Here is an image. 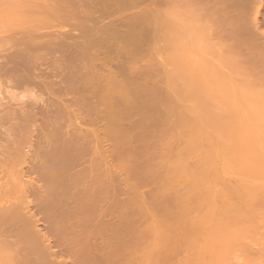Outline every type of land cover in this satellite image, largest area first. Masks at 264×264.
Listing matches in <instances>:
<instances>
[{
	"label": "rangeland",
	"instance_id": "obj_1",
	"mask_svg": "<svg viewBox=\"0 0 264 264\" xmlns=\"http://www.w3.org/2000/svg\"><path fill=\"white\" fill-rule=\"evenodd\" d=\"M27 1L28 0H25V2H27ZM35 1L40 3L41 5L47 6L49 8L48 13L52 14L51 11H52L54 5L51 4L52 7H50L51 6L50 3L55 2L56 0L48 1L49 5L46 4L47 0H35ZM116 1L118 3H120L119 0H116ZM204 1L205 0L201 1L202 6H205L204 4L208 3V1L207 2L205 1L206 3ZM9 2H12V3H9ZM14 2H15V0L14 1L13 0H11V1L10 0H0V11L1 10L4 11L7 8L10 9L11 8L10 6H12V4ZM80 2H81V4H80ZM102 2H103V4H102ZM117 2L109 1V0L108 1L106 0V2L104 0H98V1L97 0H89V1L88 0H78V1L77 0H71V1L70 0H63L64 4H61V6H60V4H56L55 10L53 9L52 12H53V15H56L58 13V11H60V13H61V11L66 9V5H68L67 8L68 7L72 8V6H74L72 8L73 9L72 11L76 12V10H77L78 13H82L83 18H85L87 21H91V18H92V20L97 19V23H95V24H97L98 27H95L96 25L94 26L92 24L93 27L100 29L99 25L101 27L102 26L107 27V26L111 25V26H109L110 28L108 27L107 31L106 30L103 31L106 33V35L107 34L112 35L114 32H117L119 34H120V32H123V31L125 32L126 31V30H124L125 29L124 27H126L125 25H127V27L129 25L125 24L124 22H126L125 19L126 18L129 19L130 16L135 18V22H136V18H139L141 20H142V18H144V20H145L144 15H142L144 9L142 8L143 9L142 12L140 11L142 6L136 7V10L134 9L135 11L133 10V8H132V11L127 10V8L125 9V6H124V9L119 7L121 10H119V8L116 7L117 8L116 11L114 10L115 12L111 13L113 11L110 12V8H112L113 6H117L118 5ZM235 2H236V0L234 1V3ZM263 2H264V0H263ZM195 3L196 2H194V4ZM173 4L175 6V9H177L181 12L186 13L188 11L187 14L188 13H190L192 15L196 14V15H194L196 17L194 20H193L192 16L189 18V21L193 20L194 22L192 21V24H187V21L184 18V20L186 21V24H184L185 22L182 19L181 20L182 23L180 22L181 24H179V22H178V24L176 23V25L178 26V29H177L176 25L173 24L174 20L170 23V21L172 19L167 20V18H166L165 20L163 19L164 21H161V19L163 17L161 19H159V17H157V14H159L162 10H160V12L157 13L156 15L150 17V19L152 20L156 16V18H158L160 20V21L156 20V22L154 21L155 24H152V27L154 29L150 28V24L152 23L151 20H149L150 21V23H148L149 26L146 24V22H148V20L145 22V24L141 23L142 24L141 26H140L141 20H139V25H136L137 28H139L138 29L139 35H135L134 37H132L130 43L131 42L132 43L137 42V45L139 44V47H141V48L138 49L136 51V53H135V50L137 48L133 49V52L132 51L129 52V50H131L132 48L131 49L129 48L128 51L126 49L123 50L124 52L126 51L127 53L123 52L124 53L123 54L120 52V55L118 54L117 57L114 56L112 58L111 62L107 61L108 63L110 62L111 65L108 64L107 62H106L107 64L105 63V66L108 69L106 67L105 68L102 67L101 64L99 63V61L104 59L103 57L105 54L103 53V50L105 49V46H103V45H102L103 47L97 46L94 49H89V47H87V45L88 46L91 45V42L93 40V37H90V36L95 35L94 32H96V31H93V28L91 29L88 27L89 25H91V22H90V24H89V22L86 23V26H87V24H89V25L87 26V29L84 31V30L80 29V27H78V24L76 26L75 22L73 23L72 20H69L70 18H68V20L66 19L67 21L66 20L60 21L59 23H57L58 25L56 24L54 26L55 28H53V26L50 25V23H47L45 20L44 21H38L37 22L38 26H40L38 31H39V35L41 34L40 35L41 40L39 43H37V47H32L30 45V40H29L30 37L28 36V35H30V33L27 34L28 29H27V31H24V30H26V28H27V24H26L27 22L25 21V19H27V17L30 15H31L30 16L31 18H35L36 14L34 12L29 11L30 13H28L26 11L25 12L26 15L19 13V14H17L18 16L17 15L16 16H14V15L10 16L9 15L8 17L7 16L3 17V15L0 16V17H3V18H0V113H4V112H6V113L10 112L11 113L12 110L23 112L25 109V112L27 110L26 113H29V111L31 112L30 115L32 113L35 114L36 112H34V111L36 110L38 112L37 113L38 117L43 116L44 114H46V115L51 114L50 116L47 115L46 117L45 116L42 117L43 119L37 117V120H36V118L34 119V117H32V116H34V114H32V116L30 117V118H33L35 120V122H36L35 125L40 124L41 127L44 125L42 128L43 129V136L40 140L42 142V146L40 149H41V151L42 150L45 151V152H43V154H45V153L46 154L43 155L44 156V158L42 157L43 160L40 159L41 160L40 164H42L43 162H44V164H42L43 169L41 167L42 171L39 170V172H42L41 175L43 174V170H44V173H45V174H43L44 178L42 177L43 175L42 176L40 175L39 178L41 180L38 179V177H37L38 172L36 171V173H33V172L29 171L30 169L29 170L27 169L28 172L26 170V174H25L27 176V178L30 177V178H34L36 180L38 179L39 181H38V183H36L37 186L39 185L40 190H41V188L47 189V191L44 193H46V196L48 195V197L45 196L47 198L45 200L46 201L45 202L43 200V197L41 196V198L39 200H43L44 202L43 201L38 202L37 197L33 196L30 193L29 194V200L33 204H31V206H29V208H22L23 212L28 211L29 213L33 214L34 219L39 220V223L36 226H37V229L39 230V232L41 234H43L44 236L50 237L51 239L53 238L52 236H57V240L59 238L58 241H60V243L57 241H56L57 243H55V240L53 239V241L51 240L49 243L50 246L49 245L43 246L45 249H48V247H50L49 251H48V258L49 259L56 258L57 260L62 259V261L64 259L63 262H65V259H66L65 264H70V263L74 264L73 263L74 261H80V260L83 261V263H90V261H91L90 258H93L94 254H92L93 255L92 256V255H88V253H91V252L93 253V251L95 250V254H97V252H96L97 249H102V252H100V254H102V255L105 254V258H107L106 260H108V257H106V255L109 256L108 254H111V257H112L111 262L114 261V263L116 262L117 264H129V261L131 259L129 260V257L127 256V254H129V252L131 250L134 251L136 248L139 249L140 247L147 245L148 239H149V241L152 240L153 245L152 244H150V245L154 246V244H155L153 239L150 240L149 237H148L147 242H146L145 240H146L147 236H144L145 234L144 235L138 234V232L136 233V235H138V236L143 235V237L145 238L144 240L141 239L142 240L141 241L139 239H136L137 240V242H136L133 239L132 240L130 239L132 234L135 233L134 229L136 227H137V229H139L138 227H140L139 225H137V222H139L138 224H140V222L142 224L143 221H146L145 223L143 222L144 224L147 223L146 226L147 225L150 227L154 226L153 228H155L157 226L156 228H160L161 226H164V225L166 226L168 223H173L174 222L173 219L174 220L176 219L173 217L179 216V214H181L180 211L179 212L178 211L177 212H171L172 210L169 212L167 211L168 207L166 208L165 205L168 204L170 201L168 203H166L167 202L166 196H163L160 193H159L160 196L158 195V197H160V198H158L155 195H152L151 190H153L154 185L152 186L151 184H152L153 180H154V182L157 181V178L154 177V175L155 176H157V175L154 173V175L152 176L151 174H148V173H150L149 172L150 170L147 171L148 173L146 172V170L150 169L151 166L155 167V164H158L157 162L160 161V160L157 161L156 154H155V156H153L152 153H154V152L155 153L156 152H158V153L159 152L160 153L167 152L166 154L176 155L178 151L179 152L182 151L185 153L188 150H192L190 148L191 145L190 146L189 145L184 146L180 143H175L174 142L175 141L174 140L175 135H176V137H177V135H178V137L179 136L181 137V135H182V138L184 136H186V133L190 130V127L188 126V124H191V121H192L191 118L194 119L195 115H197V117L199 116L197 114L198 113L197 111L200 110L199 108L203 105V103H202L203 101L201 100L199 102L202 105L201 104L199 105L197 103L198 98L196 95V91L201 90L202 92L206 93V92L212 91L213 90L212 88L219 86L218 82L216 80H211V81L205 80L206 82L203 81V83L199 84V82H198L199 74L196 75V73L198 72L197 69L199 70V68H198L199 65L202 64L203 61L208 60L209 63H207L208 64L207 66L209 69V67L212 66V68H213V66L216 65V63H217L216 60L218 62L220 60H219L218 56L215 55V53H214L215 51L218 50L217 44H219V42H218L219 40L217 38L216 39L212 38L211 39L212 41L207 40L206 37H204V33H203L204 31H202V27L200 29V24H203L202 21H204L202 16H198L199 13H203L202 11L200 12L201 8L200 9L196 8L193 10H191V8H187L188 5H189V7H193L192 0H188V2H187V0H175L171 5L168 6L169 9L171 6H172V8H174ZM186 4H188V5L186 6ZM201 4H198L197 7L199 8L201 6ZM211 4L212 3H210L208 5V6H211L210 9L207 6L208 12H211V11L215 12L214 11L215 9H216V12H218V11L224 10L225 8H226L225 11H227V12H229L233 8L231 10L232 14L237 11V9H236L237 7L234 5H230L227 7L225 6L224 8H221V7H218L216 5H211ZM96 5H99V6H96ZM195 5H197V4H195ZM3 6L5 8H3ZM57 6H59V8ZM176 6L177 7L179 6V8H176ZM263 7H262V9H260L259 11L256 12L258 15L259 14L262 15V13L264 14ZM61 8H63V9H61ZM193 8H195V7H193ZM129 9H131V8H129ZM201 10H203V7ZM68 11H70V9H68ZM163 11H164L163 14L166 17V15L168 13H165L164 9H163ZM255 11L252 12L253 15H254ZM1 13H2V11H1ZM33 13H34V15H32ZM131 13H132V15H130ZM133 14L136 17L133 16ZM136 14L137 15L139 14L138 17ZM161 14H162V12H161ZM182 14L183 13H181L180 15H182ZM190 14L187 15V17H186L187 19L190 16ZM128 15H130V16L128 17ZM260 15L258 16V18L260 17L259 20L262 21ZM179 16H178V18H179ZM250 16L252 17L251 12H250ZM262 16H264V15H262ZM89 17H91V18H89ZM112 17H113V19H112ZM132 17L130 18V21L133 20ZM200 17H201V19H200ZM231 17L232 16H230L229 19H228V17H227V19L225 18L226 21L225 20L222 22L217 21V23L215 22L214 25L212 24L210 26L213 29H215V32H216V30L219 31L221 29V27H225L222 29L223 30L225 29V31L228 32L229 29H227V27H228L229 22L231 24L234 21H236L234 23L237 24L236 18L233 17L234 19H232ZM22 18H24V19L22 20ZM116 18H118V19H116ZM168 18H170L169 15H168ZM178 18H177V14H176V19H178ZM14 19H17V20H14ZM179 19H181V18H179ZM12 20H14V21H12ZM98 20H99V22H98ZM166 20H167V22H165ZM116 21L120 22V23L122 22L121 24L115 23L116 25L120 24V25H118L119 29L117 26L115 27L113 24ZM178 21H180V20H178ZM189 21H188V23H190ZM18 22H20V24ZM127 22H128V20H127ZM161 22H165V23L160 25V27H158V26L155 27L158 23L161 24ZM174 22H176V21H174ZM223 22L227 26L226 25L223 26L222 25ZM8 23H10L11 26H9ZM66 23H67V25H66ZM44 24H46V25L44 26ZM170 24H173V26ZM232 25L234 28V24H232ZM232 25H231V27H232ZM5 26L6 27L7 26L12 27V28L8 29V27H7V29H5L6 28ZM51 26H52V30H54V34L58 33L60 35V33H61V36H62L63 34L69 35V33H70V36H67L68 38H66V39H63V37H61V39H63L65 41L64 42L65 44L62 43L63 46L60 45L61 46L60 47L57 44H51L50 43L53 38L59 37L58 34H55L54 37H53V35L50 36L51 34H53V31L50 28ZM112 26L114 27V29ZM201 26H203V25H201ZM67 27H69L71 30ZM192 27H194V28H192ZM211 27H209V28L213 31V29ZM13 28H14V30H13ZM58 28H60V29L58 30ZM122 28H124V29H122ZM147 28L151 29V31L149 29H148V31L145 30ZM203 28L205 29V26ZM228 28H230V27H228ZM19 29L20 30L23 29V31H20ZM134 29H136V28H134ZM261 29H264V24L261 25ZM10 30L13 33H11ZM90 30H92L93 32H91ZM231 30H232V28H231ZM43 31H44V33H43ZM49 31L51 33H48ZM64 31H65V33H63ZM86 31H88L89 33L85 34ZM205 31H207V30H205ZM36 32H37V28L35 29V31H32L33 34H35ZM90 32L92 34H90ZM124 32L122 33V35L126 34V32L125 33ZM136 32H138L137 29H136ZM229 32H231V31H229ZM32 33H31V35H33ZM78 33H79V35H78ZM83 33H84V35H83ZM97 33H99V31ZM36 34H38V33H36ZM18 35L20 36V38L18 37L19 39L17 38ZM25 35L29 37L28 41L25 40V39H27V37H25ZM77 35L78 36L82 35V37L83 36L84 37L78 38ZM86 35H88V36L90 35L89 37L91 38V41H90V38L87 37ZM153 36L155 38L152 39L151 37H153ZM156 37H158V38L156 39ZM147 38H151V40L149 39V42L152 41L151 45H153V46L149 47L148 44L150 45V43H148V41H147V44H140L142 41L143 42H144V40L146 41ZM82 39H84V40L82 41ZM154 39H156V42ZM22 40H25L26 42L24 43V41H23V43H21ZM75 40H76V42H75ZM79 41H82L84 44L82 42H79ZM84 41H86V42H84ZM87 41H90V42H87ZM153 41L155 42L154 44H153ZM138 42H140V43H138ZM25 44H27V45H25ZM42 44H46V45L44 46ZM66 44H68V45H66ZM47 45H50L53 47L49 48L50 46H47ZM85 45H86V47H85ZM110 45H112V46H109L110 49L116 48V46H115L116 43L115 44L113 43ZM140 45H142L143 47ZM27 46H29V47H27ZM66 46H68V47H66ZM75 46L77 47V49ZM82 46H84L85 49H82L81 48ZM99 47H101V48H99ZM178 47H179V49H178L179 51L177 50ZM52 48L53 49L55 48V50H52ZM146 48L148 50H146ZM87 49H89V51H87ZM97 49H98V51H97ZM99 49H101L100 50L101 52H99ZM151 49H153V50L155 49V50L154 51L152 50V52H150L149 50H151ZM229 49H230V45H226L223 47V49H221L222 51H220V50L219 51L223 52V51H228ZM93 50H95L97 53H99L98 57L101 58L100 60H99V58H98V60L95 58L97 60L96 61L94 58L90 59L89 57H87L90 54L89 52H91ZM26 51H27V54L24 55L26 53ZM82 51L85 54H83ZM80 53H82V54H80ZM100 53H102L103 55ZM27 55H29V56L26 57ZM143 55H145V56H143ZM125 56L127 58L129 56V58L126 59ZM151 56H154V57H151ZM114 58H116V59H114ZM175 58L178 60H176ZM43 59H44V61H43ZM51 59L53 61L58 60V62H59L58 66L62 69L61 70L58 67L60 71L58 73H56L57 75L54 73V72H56V70L54 71V69H53L54 68V62L51 61ZM164 59H166V63L164 62ZM158 60L162 61L161 64L166 65V66L164 65V67L162 66V68H164V69H162V68L159 69L161 67L160 62L158 64L160 66L158 68L159 70L155 69V68H157L156 67L157 65L155 66V68H153L154 65H152V63L154 64V62H155V64H157ZM94 61L96 63V67H95ZM186 62H188V63H186ZM227 63L229 64L230 62H227ZM227 63H224V64H227ZM241 63L242 62H240V64H238L237 66H239V67H241L242 65L244 66V64H241ZM93 64H94V67H93ZM129 64H130V66H129ZM146 64H148V65H146ZM231 64H232V62H231ZM231 64L227 65L226 67H228V68H224L223 70H228V69L233 68ZM237 66L235 65L234 68H237ZM9 67H11V68H9ZM93 68H97V71H95V69H93ZM98 68H99V70H98ZM34 69H35V71L38 72V74L34 71ZM172 69H173V71H172ZM105 70L108 72L110 71L109 73L114 75V77L116 78L114 83L112 81H110V83H108L109 80H107L106 78L103 80L99 79V80L93 81L92 75H94L93 74L94 72H96V74H98V75H101L102 73L105 72ZM150 70H152V71L150 72ZM90 71H92V73ZM61 72L63 73V75L61 74ZM132 72H134V74ZM165 72H167L171 76H173L172 79L170 78L171 80H165L164 78H161L162 77L161 75L164 76ZM25 73H27L28 76H34L35 75L36 77H39V79L42 78L44 83H46L47 81H50V79H51V82L56 79L55 81H57V83L55 81H53L55 84L51 85V86H55V88L51 87L52 90H51V88H49L51 90V92H47V91H44L43 89L41 90V88L39 87V86H42L41 83H37V85H38L37 86L38 89H37V87H34V85H31V84L25 85L26 86V88H25V86L22 85L21 83H19L17 85L16 84L12 85V83L9 81V80H11L10 79L11 76H12V78L13 77H20V76L23 77ZM69 73H71V74H69ZM218 74H219V72H218ZM69 75L74 76V77L72 79L68 80L69 78H67V76H69ZM219 75L221 76V74H219ZM219 75H218V77H219ZM251 75L252 74H246L245 76H242L240 79H238L232 83L227 84L222 89V91H220L219 93L214 95L213 98L209 97L210 100H212V101L214 100L213 102L217 103L219 101H224V100L228 99V97L230 96L229 93H231V91H233V90L238 89L239 86L244 81L245 82H246V80L249 81V79L253 76V75L252 76ZM165 76H166V73H165ZM182 76H184V77H182ZM7 77H8V79H7ZM176 78H178V79H176ZM179 78H184V81L178 83ZM191 78L193 79V81H191ZM173 79L176 82L178 80L177 85ZM186 79H187V82H186ZM149 80L150 81L152 80V81L150 82ZM171 81H174V82H171ZM194 81L198 82L197 84H199L198 90L196 89L197 86L191 87ZM14 82L16 83L17 81L15 80ZM51 82H47L46 84H48L50 87ZM91 82H93V83H91ZM56 84H58L59 88L56 86ZM106 84H109V85H106ZM111 84H112V86H111ZM117 84H118V87H121V88L117 87L118 89H115V88L113 89L112 87L117 86ZM180 84H181V86H180ZM187 84H188V86H187ZM197 84H195V85H197ZM87 85H88V87H86ZM172 85L177 88L176 90H178V86L182 87V89H183V87L184 88L187 87L185 90L190 91V95L188 94L189 97H188V95H183V96H187L188 98L186 97V99L188 101L187 100H184V101L181 100L180 101L181 98H178V96H176L177 98L174 96H171V95H173V93H172V94H170L171 98L169 96L168 99L166 100V102L163 100H162L163 102L162 101L159 102V100H158L152 106L145 104L151 100L152 97L150 98V96H152L153 92L154 93L157 92L156 93V94H158L157 96H161V95H159V93L161 94L164 91L170 90V87H171V89L174 88V90H175V87H173ZM109 86H111V87H109ZM33 87L36 88L37 90L33 89ZM180 87H179V89H180ZM189 87H191L193 89L190 88L191 90L190 89L188 90ZM54 89H55V91H54ZM119 89H120V92H122V95H121V93H114V92H117V90H119ZM39 90H41L42 92ZM185 90L183 91L184 94H186ZM176 92L179 93V91H176ZM148 93H151L150 96H148ZM187 93H189V92H187ZM251 94H252L251 92H246V93H243L242 95H240V97L241 96H242V98L247 97ZM7 95L10 98L17 96L15 99L16 101H13L14 98L12 99L13 104H12V102L9 103V105L12 104V106H11L12 110L10 109V111H8L9 108H7V106H9V105L7 104L8 102H6V100H8V99L10 101V98L7 97ZM50 95H51V97H50ZM181 95H180V97H181ZM53 96H55V99ZM40 97H41V99H40L41 101L38 99ZM155 98H156V96H155ZM249 98H252V96ZM83 99L85 101L86 100L87 101L84 103V101H82ZM210 100H208V101H210ZM46 101L49 102L48 105L50 104V106L52 108H50V106L48 108H47V106L45 107L46 104L43 105L42 102H46ZM185 101H186V103H185ZM250 101L249 100L245 101V103L243 104L244 107H242L243 109L241 110L242 112L245 113L249 110H252V108H254L253 102L252 101L250 102ZM143 103L146 106H148V107L150 106V107L149 108L147 107L148 109H143V111H140V107L142 105L143 106L141 108L144 107ZM187 104H188V108L186 107L187 108L186 111H188V112L183 110L184 107L187 106ZM197 104L200 107L197 106ZM204 104H206V103H204ZM64 105H65V107H64ZM123 105H124V107H123ZM58 106H59V108H58ZM110 106H111V108H110ZM146 106H145V108H146ZM172 107H173L172 110L168 109V108H172ZM203 107H207V106L203 105ZM5 108L8 110L4 111ZM44 108L45 109L47 108V109L45 110ZM49 108H50V110L52 109L51 113L50 112L48 113V111H50ZM65 108L66 109L68 108V109L66 110ZM109 108H110V110L112 109V111L114 109V111H116L118 114L116 113L117 115L115 114L111 118L107 117V113H108ZM178 108L179 109L183 108V109L178 110ZM21 109H23V111ZM41 109L45 110L47 112L44 111L45 112L44 114L43 113L39 114ZM166 109H168L169 111L170 110L173 111L174 109H176L175 112L173 111L174 115L171 114L173 116H170L171 119L169 118L170 120H168V122L173 123V124L169 123L171 126L173 125L172 128L165 126V124L162 123V121H161L163 119H161L160 121L154 120L159 114L163 115L162 113H164V112L167 113ZM201 109L203 110V108H201ZM55 110H56V114L53 113V112H55ZM144 110L146 111L145 112L146 114H144ZM241 111L239 112L240 115H241ZM201 112L203 113V111H200V113ZM17 114H20V113L17 112ZM37 114H35V117ZM211 114L212 113H210V116H209V113L207 114L205 112L204 118L201 116L200 119H204V121H205L209 117L208 121H210ZM212 115H216V114L213 113ZM215 117H218V114ZM29 119L27 120V123L29 122L32 125L31 126H30V124H26V125L24 124V125L26 128H27V126H30V127H28L29 129L32 127L30 129V130H32L34 127V125H33L34 120H32V119L29 120ZM56 119H57V121H54ZM145 119H147V120H145ZM168 122H166V124H168ZM210 122H212V121H210ZM148 123H150V124H148ZM201 123H202V121H201ZM206 123H208V122H205L204 124H206ZM213 123H215V122L213 121ZM163 124L165 127H162V128L167 127L169 129H173V131H174V133L173 132L171 133V131H170V134L174 135V136H171L173 140L171 139L169 141V144H164V145L161 144V142L163 141L162 138H161L162 141L161 142L159 141L160 143L157 142V140H160V137H159V139H157L158 138L157 133H159V136L161 135L160 134V131H161L160 128H161V125L163 126ZM207 125H210V124L208 123L205 126L206 129L209 127L208 129H210V131L212 130L211 128H214V126H215L213 124H211L210 126H207ZM2 127H5V126H2ZM35 127H37V125ZM191 127H192V125H191ZM21 128L19 130L24 129V128H22V129ZM47 128H49V130ZM167 128H166V130H168ZM29 129H27V131ZM90 129H91V131H90ZM208 129H207V131H208ZM216 130H217V128H216ZM44 131H46V133L48 132L47 135H45L46 133ZM217 131H220V130H217ZM217 131H216V134H217ZM95 132H96V134L98 133V136H99L98 140H101V141H99L100 142L99 144L102 143V147H101V145H98V141L96 143L95 138H97L96 137L97 135L95 134ZM105 132H106V134H105ZM91 133H94V134H91ZM161 133L163 135L162 131H161ZM189 133H191V131H189ZM90 134H91V136H89ZM123 134H124V136H123ZM216 134L213 133L212 137H213V135L215 137ZM169 135H168V137H170ZM119 136H120V138H124V137L126 138V139L124 138L126 140V142H124V143L119 142L121 144L123 143L122 145L121 144L118 145L119 143L117 140L119 139ZM164 136L166 137L167 135L166 134L163 135V138L165 139ZM217 136H218V134H217ZM217 136H216V139L214 137L212 139L213 141H217V143L219 142L221 144L222 141H227V140L229 141V139L232 141L231 137L229 139L222 140L223 138L219 137V139H218ZM178 139H181V138H178ZM113 140H114L115 144L113 143ZM220 140H222V141H220ZM171 141H173V142L171 143ZM200 141L195 143L197 146L195 144H192L193 147L195 145V147L193 149H195L196 147L198 148L199 146H202L199 144ZM231 141H230V143H231ZM204 142H206V144H207L206 140L203 141V144H204ZM71 143H73V144H71ZM201 143H202V141H201ZM219 143H218V146H220ZM223 143H225V142H223ZM232 143H234V142L232 141ZM206 144H204V146ZM98 146H100L101 148H99ZM122 146H123V148H122ZM221 146H222V144H221ZM33 147H34V145H32V147L30 148L31 152H32V149L35 148V147L34 148ZM98 148H99V151L101 150L104 154L101 153V151L99 152L97 150ZM201 148H203V147H201ZM37 149L38 148L36 147V149H34V150H37ZM50 149H52L53 151ZM198 149H200V148H198ZM117 150H120L122 153H124L123 154L124 156L126 154L128 156L130 155L131 157L129 156V159H128V157L125 156V157H127L126 159H128V161L125 159H124L125 160L124 161L121 157L118 158L119 156H123V155L117 154V156H118L117 158L120 159V160H117L115 157V152ZM142 150L147 151V153H148V151L152 152V153L150 152L152 154V156L149 157L151 160L148 158V156L150 154L145 156L149 160H147L145 158L142 159L143 156L145 154H147L146 152L144 153V151L142 153L143 154L142 156H141V154L138 155L139 153L142 152ZM199 151H201V150H199ZM31 152L28 151L29 158H30ZM117 152L119 153V151H117ZM32 153H34V151ZM233 153L235 154L237 152L233 151ZM96 154L98 157L96 156ZM198 154L200 155L202 153H198ZM102 155H103V157L105 156L104 161L102 159ZM203 155L204 154H202V156ZM139 156H141V157H139ZM202 156L200 155V157H202ZM125 157H123V158H125ZM153 157H155L156 160H155V158L153 159ZM197 157L200 158L199 156H197ZM198 158H196V159H198ZM121 159H122L123 163L126 161H127V163H129V165L127 163L124 164V165L127 164L126 165L127 168L125 167L126 169L124 171L119 170V169H121V167H124L123 164H121V162H122ZM30 160H31V158H30ZM40 160H39V162H40ZM119 161H121V162H119ZM169 161H168V163H169ZM163 162L164 161H162L161 163H163ZM30 163H31V165L33 164L32 161L29 162V164ZM240 163H242V162L241 161L239 162V167H241L244 164V162L242 163V165ZM119 164H121V165H119ZM171 164H172V161L170 162V166H171ZM163 165H164V163H163ZM163 165H161V166H163ZM165 166H166V164H165ZM244 166H245V164H244ZM244 166H242V167H244ZM128 167H130V168H128ZM158 167H156V168H158ZM116 169L119 170L118 174L115 171ZM122 169H124V168H122ZM232 170H234V169H232ZM228 171H230V170H228ZM242 171H243V168H242ZM110 172L111 173L115 172L114 174L117 176L114 175L115 177H113L114 178L113 179L111 177L112 174ZM153 172H155V171H153ZM229 173L230 172L223 173L222 175L219 176V178L229 176ZM242 173L246 174L245 169H244V172H242ZM36 180H35V182H36ZM126 180L129 182V184H130V181L133 182L132 185H134V186L136 185L137 187H138V184H136V183L138 181H141V183H143V184H141L142 186H140L138 188L139 190L137 189L138 194L140 193L139 198L136 197V195H135L136 192L135 193H129V191H132V190H130V188L128 187L130 185L127 186L128 182ZM159 180L161 181V179H159ZM168 182H169V179H168ZM169 183H171V182H169ZM41 192H43V189ZM159 192H161V191H159ZM44 193H42V194H44ZM155 193H157V192H155ZM130 194H133L136 199L131 200L132 196L130 197ZM163 194H164V192H163ZM161 195H162V197H161ZM169 198L170 197H168V199ZM171 201L173 202V200H171ZM41 202L43 204L48 203V205H50V206L48 208L46 207V210H45V206H47V205L45 204V206H44ZM170 204H171V202H170ZM171 205H173V204H171ZM171 205L169 208H171ZM42 207H44V209ZM142 207H145V209L147 208V210H148L147 212L148 213L150 212L149 213L150 215H151V213L152 214L154 213V215L149 216L150 218L152 216H158V218L153 220V221L148 219V218H147V220H145V219L140 220L141 216H138V214H139V210ZM140 212H141V210H140ZM147 212L145 211L144 213L147 214ZM159 216H160V218H159ZM161 216H162V218H161ZM145 217H147V216H145ZM22 218H23V216L20 215V217H19L20 222H17L18 224H16V227H15V229L17 228L16 232L14 233L13 232L14 230H13L12 231L13 234L12 235L8 234V236L4 237L2 242L6 243L7 241H12L14 238L22 237L25 235V231L27 229V224L20 220ZM128 218L131 219L132 221L129 220ZM152 219H154V217H152ZM125 220L128 222H133L131 225L128 223L129 224L128 226L132 227V225L133 226L135 225L136 227H132V228H134L133 229L134 232H128L129 227L125 223L126 222ZM133 220L135 221L136 224H134ZM118 223L120 225H123L124 227L119 226V228H117L116 226L119 225ZM99 225L101 227L98 228L97 226H99ZM169 225H171V224H169ZM96 227L98 229H96ZM147 227L145 228L143 226L142 229L143 228L147 229ZM50 229H52V230L54 229V232L52 230L50 231ZM148 229H150V228L148 227ZM87 231L88 232L90 231L91 233L87 234ZM129 231H131V230H129ZM141 231H142V233H144L143 230H141ZM129 233H131V234L129 235ZM133 236H135V235L133 234ZM220 236L224 237L225 234L222 233ZM158 239H160V238H158ZM162 240L164 242H167L166 238H162ZM139 242L141 245H139L140 247L139 246L137 247V245H138L137 243H139ZM149 243H148V248H149ZM134 245H136L135 249H134V247H135ZM226 246H227V244L225 243L222 246V248H224ZM154 247L156 248V244ZM151 248H153V247H151ZM28 249H30V248H28ZM103 250L104 251L109 250L111 253H109V252L104 253ZM140 250L137 251L138 254L140 253L139 252ZM148 250H150V248ZM151 250H150V252H151ZM20 251L26 252L27 248L23 247ZM98 252H99V250H98ZM144 252H146V250ZM68 253H71V254L73 253L74 255L75 254L76 255L75 256L70 255V257H71L70 258L67 255ZM122 253H125L124 256L122 255ZM133 253L135 254V252H133ZM100 254L98 253V255H100ZM130 254H131V252H130ZM138 254H136V257ZM148 254H149V252H148ZM120 255L122 257H125V255H126V257L122 258V257H120ZM140 255H138V256H140ZM89 256H92V257L89 258ZM144 256H147V255L144 254ZM149 256H150V254H149ZM2 257H3V255H0V258H2ZM103 257H102V259L104 260L105 258H103ZM177 257L179 259H183L182 255H178ZM242 257H243L242 255L238 254L236 257L231 258L229 260V262L231 264H238L236 258L242 259ZM146 258H150V257H146ZM185 258H187V257H185ZM136 259L138 260L139 257ZM142 259H143V257L141 258V260ZM69 260H72L73 262L69 261ZM106 260H104L103 262L105 264H110V261H109L110 259L108 261H106ZM130 264H134V263L132 262Z\"/></svg>",
	"mask_w": 264,
	"mask_h": 264
},
{
	"label": "bare ground",
	"instance_id": "obj_2",
	"mask_svg": "<svg viewBox=\"0 0 264 264\" xmlns=\"http://www.w3.org/2000/svg\"><path fill=\"white\" fill-rule=\"evenodd\" d=\"M48 1H50V0H47L46 4L49 5ZM104 1L106 2V0H104ZM109 1L117 2L116 0H109ZM174 1L175 0H119L120 3L117 2V4H118L117 6H113L112 8H110V12L113 11L111 13H114L116 11V9L119 8V7L124 9V6H125V9L127 8V10H129V11L130 10L132 11V8H133V10L134 9L136 10V7H138V6H140V7L142 6L141 10H140L141 12L144 9L142 15H144L145 20H144V18H142V20L139 19V18H136V22H135V18L130 16V15H132V13L130 15H128V17L129 16H130V18L132 17L133 20L130 21V18L129 19H127V18L125 19L126 22H127V20H128V22L127 23L124 22V23L128 24L129 26L127 27V25H125L127 28L126 27H124L125 29L122 28V29L126 30L125 31L126 34H124V35H122V33L124 31L120 32V34L117 33V32H114L112 35L111 34H107L106 35V33L103 32V31H105V30L107 31L108 27L111 26V25H109V26L106 25L107 27H105V26L101 27L98 24L100 29L99 28H95V27H98L97 24H95V23H97V19H93L92 20V18L89 17V18H91V21H87L85 18H83V14L82 13H78L77 10H76V12L72 11L73 10L72 8L74 6H72V8H69V7L67 8L68 5H66V9L61 11V13H60V11H58L59 14L55 13L56 15H53L52 11H53V9L55 10V5L56 4H60V6H61V4H64L63 0H56L55 2L50 3V5L51 4L54 5L53 9L51 8L52 9V11H51L52 14L48 13V9L49 8L47 6L41 5L40 3L36 2L35 0H28L27 2H25V0H15V2L12 4V6H10L11 7L10 9L7 8L4 11L1 10L2 13L0 11V16L1 15H3V17H5V16L8 17L9 15L10 16H13V15L16 16L19 13L26 15V13H25L26 11L28 13L34 12L36 14L35 16L37 18L36 17L35 18H31L30 17L31 15L30 16L27 15L29 18L27 17V19H25V21L27 22L26 23L27 24V28H26V30H24V31H27V29H28V33L27 34L30 33V35H28L30 38L25 35V37H27V39H25V40L28 41V38H29L30 45L32 47H37V43H39L40 40H41L40 39V35L41 34L39 35V31H38L39 27H40V26H38V23H37L38 21H44L45 20L47 23H50V25H52L53 28H55L54 26L57 23H59L60 21H64L66 19L68 20V18H70L69 20H72L73 23L75 22L76 26L78 24V27H80V29H82L84 31L87 29V26L91 22V25H89L88 27L91 28V29L93 28V31H96V32H94L95 35H93V36L89 35L90 37H93V40L91 42V45L89 44L90 46L87 45V47H89V49H94L97 46H102V45L105 46V49L103 50V53L105 55H104V57L102 56L104 59L99 61L101 66L105 68L106 67L105 63L107 61L111 62L112 58L114 56L117 57L118 54L120 55V52L123 53L124 52L123 50L126 49L128 51L129 48L130 49L132 48L131 50H129V52L130 51L133 52V49L137 48L135 50V53H136V51L141 48V47H139V44L137 45V42L136 43H132V42L130 43L132 37H134L135 35H139L138 34L139 33V30H138L139 28H137V26H136V25H139V20H141L140 21V26L142 24H145V22L147 20H148V22H146V24L148 25V23H150L149 20H151L150 17L156 15L157 13L160 12V10H162L161 11L162 14H161V12L159 14H157V17H159V19H161L163 17L161 19V21H164L166 18H167V20L172 19L170 21V23L174 20L176 22L173 21V24L176 25V23L178 24V22H179V24H181L182 23L181 20L183 19V21L185 22L184 24H186V21H187V24H192V21L196 18L194 15H196V14L192 15V14L188 13V14H190V16L187 19L186 17L188 15L187 14L188 11L186 13H184V12H181V11L175 9L174 4H173L174 8H172V6H171L170 9H169L168 6L171 5ZM201 1H203V0H197V1L196 0H194V1L192 0L193 7H195V8L189 7L188 4H186V6L188 5L187 8H191V10L196 9V8L197 9H200V8L202 9V7H203V10L200 9V12L202 11L203 13H199V15H198V16H202V18L204 20V21H202L203 24H200V29L202 27V31H204L203 32L204 33V37H206L207 40L212 41L211 40L212 38H215V39L217 38L219 40L218 41L219 44H217L218 45V50L215 51L214 53H215V55L218 56L220 61L218 62L216 60V62L218 64L216 63V65L213 66V68L211 66V67H209V69H208V66H207L208 65L207 63H209L208 60L203 61L202 64L199 65V67L197 66L199 68V70L197 69L198 72L196 73V75L199 74V76H198L199 77V79H198L199 84L203 83V81H205V80H207V81L208 80L209 81L216 80L218 82L219 86H217L218 88L217 87L212 88L213 89V90L211 89L212 91L206 92V93L202 92L200 89H199L200 91H196V95H197V98H198L197 99V103L200 105L201 103H199V102L202 100L203 101L202 102L203 105L207 106V107H203L202 104H201L202 106L200 107L197 104V106L200 107L199 108L200 110L197 111L198 112L197 114L199 116L197 117V115H195L194 119L191 118L192 119L191 124H188V126L190 127L189 131H191V133H189V131H188L186 133V136H184L185 138L184 137L182 138V135H181V137L180 136L178 137V135L176 137V135H175V139H174L175 143H180V144H182L184 146H186V145L190 146L191 145L192 147L190 146V148L192 150H188L185 153L182 152V151L181 152L178 151L176 155H174V154H171V155L170 154H166L167 152H165V153H160V152L159 153L158 152L152 153L151 151H148V153H147V151H145V150H142V152L138 154V155L141 154V156H142L143 155L142 154L143 151H144V153L146 152L147 154H145L142 159L145 158L147 160L150 159L149 157L152 156V154H153V156H155V154H156L157 161L160 160V161H158V162L156 161V162L160 166L158 164H155V167L151 166L150 169L146 170V172L148 170H150L149 171L150 173H148V172L147 173L151 174L152 176L154 175V173L157 175V176L154 175V177L157 178V181L154 182V180H153L152 184H151L152 186L154 185L153 190H151L152 191V195H155V196L158 197V195L160 196V194H162L163 196H166L167 197V200L165 199L167 201L166 203H168L170 201L171 204H173V205H171L170 202H169L168 204L165 205L166 208L168 207L167 211L168 212L171 211V210H172L171 212H177V211L179 212L180 211L181 214H179V216H176V217L174 216L173 218H176L175 220L173 219L174 222L173 223H168L167 222L168 224L166 226L165 225L161 226L162 228L161 227L160 228H156L157 226L155 228H153L154 226L150 227V226L147 225L150 228V229H148V227L146 226L147 223L144 224L146 221H143L144 223L142 222V224L140 222L141 225L138 224L139 222L136 221L137 225L140 226L138 228L139 229L141 228V229L139 230V229H137V227L135 225L134 226L132 225V227H136L134 229L131 226H128L129 224L131 225L133 222H128V221L125 220L126 221L125 223L130 228V229L128 228V232H134L135 231V233H133L135 236H133V234H132V236H131L132 238L130 237L131 240L133 239L136 242H137L136 239L144 240L145 238L143 237V235L145 234L144 236H147V238L145 240L146 242H147V239L149 237L150 240L153 239V241L156 244V248H155L154 247L155 244H154V246H152L153 245L152 240L149 241V239H148L147 245H144L143 247L139 246V245H141L140 242L137 243L138 244L137 247L138 246L140 247L139 249L136 248V245H134L135 246L134 249L135 248L136 249L134 251L133 250H131V251L129 250L131 252V254H130L129 251H128L129 254H127L128 252L126 253L127 256L129 257V260L130 259L132 260V261L131 260L129 261V264L132 263V262L134 264H231L229 262V260L231 258L236 257L238 254L243 256L242 259H237L236 258L238 264H264V29H261V25L264 24V16H262L264 14L263 13H262V15L259 14L261 16V19H262V21H261V20H259L260 17L258 18L259 15L256 13L257 11L262 9V7L264 6V4H263L264 2H263V0H236V2L234 3L235 0H205L206 2L208 1V3H206L204 1L206 4H204L205 6H202ZM187 2H188V0H187ZM194 2H196L195 4H197V5H195ZM9 3H12V2H9ZM210 3H212L211 5H216V6L221 7V8H224L225 6L227 7V6H230V5H234V6L237 7L236 8L237 11L233 13L234 15L232 14V11H231L233 8L229 12L225 11L226 8L224 10H222V11H218L219 13L216 12V9L214 10L215 12H212V11L208 12L207 8L209 7V9H210L211 6H208ZM80 4H81V2H80ZM102 4H103V2H102ZM198 4H201L202 7L199 5L200 7L198 8L197 7ZM52 5L50 7H52ZM99 5H96V6H99ZM57 7L59 8V6H57ZM3 8H5V7L3 6ZM120 8H119V10H121ZM129 8H131V9H129ZM176 8H179V6L178 7L176 6ZM61 9H63V8H61ZM68 9H70V11H68ZM163 9L165 10V13H168L166 15V17L163 14V12H164ZM263 10H264V7H263ZM253 11H255L256 14L254 13V15H253V13H252ZM180 12L183 13V14L180 15L181 14ZM250 12L252 14V17L250 16ZM34 13L32 15H34ZM176 14H177V18L180 15L179 18H181V19H179V18L176 19ZM138 15H137V17H138ZM168 15H169L170 18H168ZM133 16H135V15L133 14ZM191 16H192L193 20L191 19L192 21H189V18ZM230 16H232L231 17L232 19L236 18V20H237V24L234 23L236 21H234L231 24L229 22L228 27H230V28L227 27V29H229L228 32L229 31H231V32L228 33L227 31H225V29L224 30L222 29V28H225V27H221V29L219 31L216 30V32H215V29H213L210 26L212 24L214 25L215 22L217 23V21H221V22L224 21L225 18L227 19V17L229 19ZM3 17H0V18H3ZM184 18L186 19V21L184 20ZM23 19L24 18H22V20ZM112 19H113V17H112ZM116 19H118V18H116ZM159 19L156 18V16H155V18L152 19L153 21L151 20V22H152L150 24V28L151 29H154L152 27V24H155L156 20L160 21ZM200 19H201V17H200ZM14 20H17V19H14ZM14 20H12V21H14ZM167 20L165 22H167ZM178 20H180V21H178ZM188 21L190 23H188ZM88 22H89V24H87V26H86V23H88ZM98 22H99V20H98ZM165 22H161V24L160 23H158V24L156 23L157 25L155 27H157V26L160 27V25L164 24ZM18 23L20 24V22H18ZM67 23H66V25H67ZM115 23H120V22L116 21V22L113 23L115 27L116 26L118 27V25H120L122 22L120 24H117V25ZM8 24H9V26H11L10 23H8ZM92 24L94 26L95 25L96 26L93 27ZM173 24H170V25L173 26ZM232 24H234V28H233ZM45 25L46 24H44V26ZM201 25H203V26H201ZM222 25L225 26L226 24L223 22ZM231 25H232V27H231ZM52 26L50 27L51 30H52ZM204 26H205V29L203 28ZM208 26L211 27L213 29V31ZM7 27L5 29H7ZM9 28H12V27H8V29ZM36 28H37V32L36 33H38V34H36V33L33 34L32 31H35ZM67 28H69V27H67ZM134 28H136L138 32H136V29H134ZM176 28L178 29L177 25H176ZM192 28H194V27H192ZM231 28H232V30H231ZM59 29L60 28H58V30ZM113 29H114V27H113ZM118 29H119V27H118ZM148 29L149 28H147L145 30L148 31ZM151 29H149V30L151 31ZM13 30H14V28H13ZM205 30H207V31H205ZM20 31H23V29L20 30ZM50 31L48 33H51ZM52 31H53V34H51L50 36L53 35V37H54L55 34H58V33L54 34V30H52ZM90 31L93 32L92 30H90ZM98 31H99V33H97ZM10 32H11V30H10ZM91 32H90V34H92ZM11 33H13V32H11ZM31 33L33 35H31ZM43 33H44V31H43ZM63 33H65V31ZM88 33L89 32L86 31L85 34H88ZM78 35H79V33H78ZM78 35H77L78 38L79 37H81V38L84 37V36L82 37V35L81 36H78ZM83 35H84V33H83ZM67 36H70V33H69V35H66V34L64 35L63 34L62 36H61V33H60L59 37L58 38H53L50 43L51 44H57L59 46L60 45L63 46L62 43L65 42L63 39L68 38ZM86 36L89 37L88 35H86ZM154 36L151 37V38L152 39L155 38ZM18 37L20 38L19 35L17 36V38ZM61 37H63V39H61ZM151 38H147L148 40L146 39V41L144 40L145 43L143 41L141 43L140 42H138V43L147 44V41H148V43H150V45L148 44V46L151 47V46H153V45H151L152 41L149 42V39L151 40ZM157 38L158 37H156V39ZM156 39H154L155 42H156ZM25 40H22L21 43H23V41L25 43L26 42ZM83 40L84 39H82V41ZM82 41H79V42H82ZM90 41H91V38H90ZM90 41H87V42H90ZM75 42H76V40H75ZM84 42H86V41H84ZM155 42L153 41V44ZM113 43L114 44L116 43V45H115L116 48L110 49L109 46H112L110 44H113ZM25 45H27V44H25ZM42 45L45 46L46 44H42ZM50 45H47V46H50ZM66 45H68V44H66ZM226 45H230V49L228 51L220 52V51H222L221 49H223V47L226 46ZM140 46H142V45H140ZM27 47H29V46H27ZM51 47H53V46H50L49 48H51ZM66 47H68V46H66ZM85 47H86V45H85ZM55 48L54 49L52 48V50H55ZM81 48L85 49L84 46H82ZM99 48H101V47H99ZM147 48H146V50L149 49V48L148 49ZM76 49H77V47H76ZM89 49H87V51H89ZM178 49H179V47L177 48V50ZM100 50L101 49H99V52H101ZM152 50L153 49H151L149 51L152 52ZM97 51H98V49H97ZM89 53H88L89 56H87V57H89L90 59H92V58L95 59L96 58L98 60L99 53H97L95 50H93V51H91ZM26 54H27V51H26V53L24 55H26ZM80 54H82V53H80ZM83 54H85V53L83 52ZM100 54H102V53H100ZM28 56L29 55H27L26 57H28ZM143 56H145V55H143ZM151 57H154V56H151ZM128 58H129V56H128ZM128 58L126 57V59H128ZM100 59L101 58H99V60ZM114 59H116V58H114ZM159 60H158L157 64H155V62H154V64L152 63V65H154L153 68H155V66L157 65L156 66L157 68H155L156 70L160 67L158 65L159 62H160V65H161V67L159 69H161L162 66L164 67V65H165V64L164 65L161 64L162 61H159ZM176 60H178V59H176ZM43 61H44V59H43ZM51 61H53V60L51 59ZM53 62H54V68L53 69H54V71L56 70V72H54V71L53 72L56 74V73H58L60 71L59 70L60 67L58 66L59 62H58V60H54ZM110 62L109 63L107 62V63L110 64ZM164 62L166 63V59H164ZM227 62H230L229 64H231V62H232V64H231L232 67H233V68H231L232 70L231 69L223 70L224 68H228V67H226L227 65H229ZM240 62H242L241 64H244V66L243 65L241 67L237 66L238 64H240ZM94 63H95V61H94ZM186 63H188V62H186ZM224 63H227V64H224ZM146 65H148V64H146ZM235 65L237 66V68H234ZM129 66H130V64H129ZM93 67H94V64H93ZM95 67H96V63H95ZM9 68H11V67H9ZM93 69H95V71H97V68H93ZM162 69H164V68H162ZM98 70H99V68H98ZM106 70H105L104 73L101 72L102 73L101 75H98V74H96V72H94L93 73L94 75H92L93 81H96V80H99V79L103 80V79L106 78L107 80H109L108 83H110V81H112L114 83L116 78L114 77V75L109 73L110 71L108 72ZM34 71H35V69H34ZM151 71L152 70H150V72ZM172 71H173V69H172ZM35 72L38 74L37 71H35ZM62 72H61V74L63 75ZM90 72L92 73V71H90ZM218 72H219V74H221V76L218 74ZM27 73H25V74L27 75ZM132 73L134 74V72H132ZM165 73H166V76H165ZM165 73H164V76L166 78L163 75H161L162 76L161 78H164L165 80H171L173 76H171L167 72H165ZM25 74H24L23 77L20 76V77H13L12 78V76H11V78H10L11 80H9V81L12 83V85L13 84L17 85V84L21 83L24 86L28 85V84H31V85H34V87L38 86L37 83H41L42 86H39V87L41 88V90L43 89L44 91H47V92H51L52 88L53 87L55 88V86H51V85L55 84L53 81H55L56 79L52 81L53 83L51 82V79H50V81H47V82H51L50 87H49V85L46 84L47 82L44 83L42 78L39 79V77H36L35 75L34 76H28L27 75L26 76ZM69 74H71V73H69ZM217 74L219 75V77H218ZM246 74H252L253 76L251 75L252 77L249 79V81H247V80H246V82L244 81L239 86L238 89L231 91V93H229L230 96L228 97V99H226L224 101H219L217 103H214L213 102L214 100L213 101L210 100L211 97L213 98L214 95H216L217 93L222 91V89L227 84L232 83V82L240 79L242 76H245ZM70 76L71 75L67 76V78H69L68 80H70V79H72L74 77V76H71V77ZM182 77H184V76H182ZM7 79H8V77H7ZM176 79H178V78H176ZM15 80L17 81L16 83L14 82ZM174 81H171V82H174ZM182 81H184V78H179V82L177 80L178 83H180ZM191 81H193L192 78H191ZM55 82L57 83V81H55ZM177 82L175 81L176 85H177ZM186 82H187V79H186ZM198 82L194 81L191 87H194V86L196 87L197 86L196 89L198 90V86H199V84H197ZM91 83H93V82H91ZM112 84H111V86H112ZM195 84H197V85H195ZM106 85H109V84H106ZM56 86L59 88L58 84H56ZM111 86H109V87H111ZM180 86H181V84H180ZM180 86H178V90H176L177 88L175 86H173V87H175V90H174V88L171 89V87H170V90L164 91L161 94L158 92L159 95H161V96H157L158 95V94H156L157 92H155V93L153 92L152 96H150L151 93H148V96H150V98L152 97L151 100L149 99L151 102L149 101V102H147L145 104L152 106L158 100H159V102L162 101V100L166 102V100L168 99V97L172 93H173V95H171V96H174V97L178 96V98H181L180 101L181 100H183V101L187 100L186 99L187 96H183V95H188V94L190 95V91L185 90L187 87L186 88L183 87V89H182V87H180ZM187 86H188V84H187ZM34 87H33V89H36ZM86 87H88V85ZM117 87H118V84H117V86L112 87V88L113 89L114 88L115 89L121 88V87H118V88ZM179 87H180V89H179ZM191 87H189L188 90ZM25 88H26V86H25ZM49 88H51V90ZM37 89H38V87H37ZM191 89H193V88H191ZM41 90H39V91H41ZM184 90H185L186 94H184V92H183ZM54 91H55V89H54ZM176 91H179V93L176 92ZM187 92H189V93H187ZM246 92H251L252 94L247 96L248 98L247 97H243L242 98V96L240 97V95H242L243 93H246ZM114 93H121V95H122V92H120V89L117 90V92H114ZM180 95H181V97H180ZM189 95H188V97H189ZM155 96H156V98H155ZM171 96H170V98H171ZM251 96H252L253 99L249 98ZM7 97H9V96L7 95ZM16 97H13L14 99L9 97L10 101H9V99L8 100L5 99V100H6V102H8L7 103L8 105L11 102L13 104V101H16L15 100ZM50 97H51V95H50ZM53 97L55 99V96H53ZM12 99H13V101H12ZM38 99L40 100L41 97L38 98ZM208 100H210V101H208ZM246 100H249V101L251 100L253 102L254 108H252V110H249V111L244 113L241 110L243 109L242 107H244L243 104L245 103ZM82 101H84V103H85L87 100L85 101L83 99ZM42 103H43V105L46 104L45 107L47 106V108L50 106V104L48 105L49 102H47V101L46 102H42ZM185 103H186V101H185ZM204 103H206V104H204ZM12 104L9 105L10 107L7 106V108H9V110L5 108L4 111H6V110L10 111ZM145 104H144L143 108H141L143 105L142 106L140 105L141 106L140 107V111H143V109H148L150 107V106L149 107L146 106ZM145 106H146V108H145ZM64 107H65V105H64ZM123 107H124V105H123ZM186 107L188 108V104H187V106L184 107V109L183 108H181V109L186 111L187 110ZM50 108H52V107L50 106ZM50 108H49V110H50ZM58 108H59V106H58ZM110 108H111V106H110ZM110 108H109L108 113H107V117H109V118H111L112 116H114L117 113L116 111H114V109H113V111H112V109L110 110ZM179 108H178V110H181ZM201 108H203V110ZM168 109L172 110L173 107L172 108H168ZM168 109H166L167 113L164 112V113H162L163 115L159 114L160 116L158 115L154 120H159L160 121L161 119H163L164 121L161 120L162 123H164L165 126H167L169 128H172L173 125L171 126L170 124H173V123L172 122L171 123L168 122V120L171 119L170 116L174 115L173 111L175 112L176 109H174L173 111H171V110L169 111ZM21 110L23 111V109H21ZM45 110L41 109L39 114L40 113L44 114L45 112H47ZM15 111L12 110L11 113L10 112L9 113L4 112L5 114L4 113H0V242L2 243V244L0 243V255H3V257L0 258V264H65L66 263V259H65V262H63L64 259H63V261H62V259H60V260L58 259L57 260L56 258L49 259L48 258V251H49L50 247H48V249H45L43 247L44 245H49L50 241L51 240L53 241V239L55 240V243H57V242L60 243V241H58L59 238L57 240V236H52L53 238L51 239L50 237H47V236H44L43 234H41L39 232V230L37 229V226H36L39 223V220L34 219L33 214L29 213L28 211H26V212L22 211V208H29V206H31V204H33L29 200V194L30 193L33 196L37 197L38 202L43 201V200L45 201L47 199L46 197H48V195L46 196V193H44V192L47 191V189L41 188V190H40L39 185L37 186V184H36L39 181L38 179H40L39 177H40L42 172H39V170L42 171L41 167H42V164H44V162L42 164H40V163H41V160H43L42 157L44 158L43 155H45L46 153L43 154V152H45V151H43V150L41 151V149H40L41 146H42V142L40 140H41V138L43 136V129L42 128H43L44 125L41 127L40 124H36L37 127H35L36 126L35 125L36 122H35L34 119L36 118V120H37V117H38L37 113L38 112L36 110L34 111V112H36L35 114H37L36 117H35L34 113H32V114H34V116H32V114L30 115L31 112L29 110H28L29 113H26L27 110L25 112V109H24L23 112H20V111H16L15 112ZM51 111H52V109L50 111H48V113L49 112L51 113ZM200 111H203L204 114H205V112L207 114L209 113V116H210V113H212V114L215 113L216 115H212L211 114L210 121H212V122L208 121L209 117H208V119H206L204 121V119H200V118H201V116L204 118L205 115L202 112L200 113ZM240 111H241V115L239 113ZM17 112L20 113V114H17ZM145 112L146 111L144 110V114H146ZM186 112H188V111H186ZM53 113L56 114V110ZM171 114H173V115H171ZM217 114H218L219 118L215 117V116H217ZM47 115H49V114H47ZM47 115L46 114H44L43 116L39 115L40 117H38V118H42L44 116L46 117ZM31 116L34 117V119L30 118ZM29 118L34 120L33 121L34 122V124H33L34 127H33L32 130H30L32 127L30 129L28 128V127H30L32 125L29 122L27 123V120ZM145 120H147V119H145ZM54 121H57V119L54 120ZM201 121H202V123H201ZM213 121L215 123H213ZM166 122H168V124H166ZM205 122H208L210 125L211 124L215 125L214 128H211L213 131L212 130L210 131V129H208L209 127L207 128L208 129V131H207L205 126L208 123L204 124ZM24 124L25 125L26 124H30V126H27V128H26ZM148 124H150V123H148ZM164 124H163V126L161 125L160 129L163 132V135H165V134L167 135L166 136L167 138L165 136H164L165 139L163 138V135H162L161 131H160V134H161L160 136H159V133H157L158 134V138L157 139H159V137H160V140H157V142L160 143L162 141V139H163V141L161 142V144H163V145L164 144H169V141L172 139L171 136H174L173 134H170V131H171V133L172 132L174 133L173 129H169V128L166 127L168 129V130H166V128H162V127H165ZM191 125H192V127H191ZM210 125H207V126H210ZM2 126H5V127H2ZM21 127L22 128L25 127V128L22 129ZM215 127L217 128V130H220V131H217ZM20 128L22 130H19ZM49 128H47V129L49 130ZM27 129H29V130L27 131ZM90 131H91V129H90ZM216 131H217L218 136L216 134ZM44 132L46 133V131H44ZM47 133L45 135H47ZM213 133L216 134L215 137L213 135V137L215 139H216V136H217L218 139H219V137L223 138L222 140L229 139L231 137L232 141L234 143H232V141L230 139H229V141L228 140L227 141L220 140V141H222V143H221L222 146H221V144L219 142L218 143L220 144V146H218L217 141H213L212 140L213 139V137H212ZM91 134H94V133H91ZM91 134L89 136H91ZM95 134H96V132H95ZM105 134H106V132H105ZM96 135H95L97 137V138H95L96 143L98 141V145H101V147H102V143L99 144L100 143L99 141H101V140H98V137H99L98 133ZM168 135L170 137H168ZM123 136H124V134H123ZM124 138H120V136H119V139L117 140L118 143L119 142H123V143L126 142V140H125L126 138L125 139ZM178 138H181V139H178ZM204 139L207 141V144H206V142H204V144H206L205 146L203 144V141H205ZM200 140L202 141V143H201ZM199 141H200L199 144L202 145V146L198 145L199 146L198 148H200V149H198L197 147L195 149H193L195 147V145H196L195 143H197ZM230 141H231V143H230ZM172 142L173 141H171V143ZM223 142H225V143L227 142L228 144L227 143L225 144ZM113 143L115 144L114 140H113ZM71 144H73V143H71ZM120 144L121 143H119L118 145H120ZM192 144H195L194 147H193ZM32 145H34V147H35V148L33 147L34 149H36V147L38 148L37 150L32 149V152L34 151V153H32L31 150H30ZM98 147L101 148L100 146H98ZM201 147H203L204 149L201 148ZM99 148L97 149L98 151H99ZM122 148H123V146H122ZM50 150H52V149H50ZM199 150H201V151H199ZM28 151L31 152V155H30L31 160L29 158ZM117 151H119V153ZM117 151L116 152L114 151L115 152V157H116L117 160H120L118 158L121 157L123 160L125 159V160L128 161L130 155L128 156V155L125 154V156L128 157V159H126L127 157H125L123 155L124 153H122L120 150H117ZM233 151L237 152V153L234 154ZM101 153H103V152L101 151ZM198 153H202L204 155L202 156V154H200L202 156V157H200V155ZM117 154L118 155L122 154L123 156H119L118 157ZM147 155H149L148 156L149 159L145 157ZM196 155L199 156L200 158H198ZM96 156H97V154H96ZM141 156H139V157H141ZM104 157L102 155L103 161H104ZM123 157H125V158H123ZM154 158L155 157H153V159ZM156 158H155V160H156ZM196 158H198V159H196ZM122 159H121V161H122ZM39 160H40V162H39ZM31 161L33 163L32 165H31V163L29 164V162H31ZM121 161H119V162H121ZM127 161L124 162V163H123V161L121 162V164H123L124 167H121V169H119V170L124 171L127 168L126 165L127 164L129 165V163H127ZM162 161H164L163 162L164 165H163V163H161ZM168 161H169V163H168ZM171 161H172V164L170 166V162ZM240 161L242 163L244 162L245 166H244V164L242 165V163H240L244 167H242V166L239 167V162ZM125 163H127V164L124 165ZM121 164H119V165H121ZM165 164H166V166H165ZM161 165H163L164 167L161 166ZM130 167H128V168H130ZM156 167H158V168H156ZM122 168H124V169H122ZM242 168H243V171H242ZM27 169L28 170L30 169L29 171H31L33 173H36V171H37L38 172L37 173L38 179L36 180V179L30 178V177L27 178V176L25 175ZM42 169H43V167H42ZM232 169H234V170H232ZM244 169H245L246 174L242 173V172H244ZM28 170H27V172H28ZM117 170L118 169H116L115 171L118 174L119 170L118 171ZM228 170H230V171H228ZM153 171H155V172H153ZM226 172L227 173L230 172L229 176H225L223 178H221V177L219 178L220 175H222L223 173H226ZM114 173H111L112 174V176H111L112 178L117 176ZM43 174H45L44 170H43ZM42 177L44 178V175ZM159 179H161L162 182ZM168 179H169V182H171V183L168 182ZM35 180H36V182H35ZM138 182L136 183V184H138V187L136 185L135 186L132 185L133 182H131V181H130V184H129V182L127 183V186L130 185L128 187L130 188V190H132V191L128 190L129 193H135L136 192L137 194L135 193V195H136V197L139 198L140 197V193L138 194V190H139L138 188L140 186H142L141 184H143V183H141V181H138ZM42 189H43V192H41ZM159 191H161L162 193L159 192ZM153 192L154 193L157 192V193L154 194ZM163 192H164L165 195L163 194ZM42 193H44V194H42ZM162 195H161V197H162ZM41 196L43 197V200H39L41 198ZM130 197H131V200L132 199L133 200L136 199L133 194H130ZM168 197H170L171 199L170 198L168 199ZM158 198H160V197H158ZM171 200H173V202ZM45 204L47 206H45ZM43 205L45 206V210H46V207L48 208L50 206V205H48V203H44ZM170 205H171V208H169ZM42 208L44 209V207H42ZM140 210H141V212H140ZM140 210H139V214H138V216H141L140 220H143V219L147 220V218H148V219L153 221V220L158 218V216H152V217H154V219H152V217L150 218L149 216L154 215V213L153 214L151 213V215H150L149 214L150 212L148 213L147 212L148 210H147V208L145 209V207H142ZM145 211L147 212L148 215L146 213H144ZM20 215L23 216V218L20 219V220L27 224V229L25 231V235L22 236V237L14 238L12 241H7L6 243L2 242L4 237L8 236V234H10V235L13 234L12 233L13 230H14L13 231L14 233L16 232L17 228L15 229V227H16V224H18L17 222H20L19 221ZM144 215L147 216V217H145ZM159 218H160V216H159ZM161 218H162V216H161ZM129 220H131V219H129ZM134 224H136L135 221H134ZM169 224H171V225H169ZM142 225L145 228L147 227V229H144V228L142 229V227H143ZM119 226L120 227H124L123 225H120V224L117 225L116 227L119 228ZM97 227L99 228L101 226L99 225ZM97 227H96V229H98ZM133 229H134V231H133ZM51 230L52 229H50V231ZM129 230H131V231H129ZM141 230H143L144 233H142ZM52 231L54 232V229ZM137 232H138V234H143V235H139L138 236V235H136ZM88 233H91V232L87 231V234ZM222 233L225 234L224 237L220 236ZM130 234L131 233H129V235ZM158 238H160L161 240L158 239ZM162 238H166L167 242H164L163 241L164 239L162 240ZM148 243H149L150 250L152 249L151 252H150V250H148L149 249L148 248ZM225 243L227 244V246L222 248V246ZM150 244H152V245H150ZM150 246L153 247V248H151ZM23 247L27 248L26 252L20 251ZM28 248H30V249H28ZM137 249L138 250L141 249L139 251L140 252L139 254L137 252L138 251ZM98 250H99V252H98ZM104 250H103L104 253L105 252L111 253L109 250L108 251L107 250L104 251ZM145 250H146V252H144ZM96 252H97V254H95V250L93 251V253L92 252L88 253V255L94 254V256L92 255L93 258H90L92 256H89V258L91 260L90 263H83V261H81V260H80L81 262L80 261H74L73 262L72 260H69V261H72L74 264H105L103 261L106 260L107 258H105V254L104 253H103L104 255L100 254V252H102V249H97ZM133 252H135V254ZM148 252H149L150 256H149ZM98 253L100 255H98ZM124 254L125 253H122L123 256H124ZM136 254H138V255L141 254V255L140 256L137 255V257H136ZM144 254H146L147 256H144ZM67 255L70 257V255L73 256L74 254L73 253L72 254L68 253ZM108 255L109 256L106 255V257H108V260L110 259L109 260L110 264L111 263L115 264L116 262L115 263H114V261L111 262L112 261L111 260V258H112L111 254H108ZM178 255H182L183 259H179L177 257ZM102 257L105 258V259L103 260ZM120 257H122V256L120 255ZM125 257H126V255H125ZM125 257H122V258H125ZM138 257H139L140 260H141L142 257H143V259L141 261L139 259L137 260L136 258H138ZM146 257H150V258H146ZM185 257H187V258H185ZM108 260H106V261H108ZM70 264H72V263H70Z\"/></svg>",
	"mask_w": 264,
	"mask_h": 264
}]
</instances>
